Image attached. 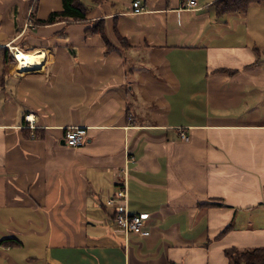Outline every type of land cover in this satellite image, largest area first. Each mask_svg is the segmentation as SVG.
<instances>
[{
	"label": "crops",
	"instance_id": "crops-1",
	"mask_svg": "<svg viewBox=\"0 0 264 264\" xmlns=\"http://www.w3.org/2000/svg\"><path fill=\"white\" fill-rule=\"evenodd\" d=\"M133 1L41 24L62 0H0V264H230L264 247V4ZM16 51L41 56L20 70ZM120 187L145 234L105 224Z\"/></svg>",
	"mask_w": 264,
	"mask_h": 264
},
{
	"label": "built area",
	"instance_id": "built-area-1",
	"mask_svg": "<svg viewBox=\"0 0 264 264\" xmlns=\"http://www.w3.org/2000/svg\"><path fill=\"white\" fill-rule=\"evenodd\" d=\"M197 6V0H183L181 7L185 9H193ZM133 13H141L143 7L139 0L132 3ZM26 125L33 129L36 126V117L33 113H27L24 116ZM182 139H188L186 134H181ZM86 141L85 127H69L64 133V142L71 147H79ZM127 193L123 187L118 188L115 192L108 194L105 199V207L107 215L105 224L112 227V230L127 236L129 233L136 235L145 234L144 226L149 213L141 212L132 214L126 207Z\"/></svg>",
	"mask_w": 264,
	"mask_h": 264
},
{
	"label": "trees",
	"instance_id": "trees-1",
	"mask_svg": "<svg viewBox=\"0 0 264 264\" xmlns=\"http://www.w3.org/2000/svg\"><path fill=\"white\" fill-rule=\"evenodd\" d=\"M63 8L61 11L51 13L41 24H50L55 21L85 20L87 8L81 0H62ZM252 4H264V0H215L213 7L217 16L230 12H245ZM124 44V38L119 37ZM225 230V229H224ZM2 242V241H1ZM230 264H264V247H255L250 249L230 248L225 250Z\"/></svg>",
	"mask_w": 264,
	"mask_h": 264
},
{
	"label": "bare ground",
	"instance_id": "bare-ground-1",
	"mask_svg": "<svg viewBox=\"0 0 264 264\" xmlns=\"http://www.w3.org/2000/svg\"><path fill=\"white\" fill-rule=\"evenodd\" d=\"M16 59L18 60L17 62V68L20 70H25L29 68V66L37 60L38 57L41 55H36V54H27V53H22L20 51H16L15 53Z\"/></svg>",
	"mask_w": 264,
	"mask_h": 264
}]
</instances>
